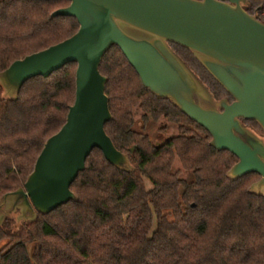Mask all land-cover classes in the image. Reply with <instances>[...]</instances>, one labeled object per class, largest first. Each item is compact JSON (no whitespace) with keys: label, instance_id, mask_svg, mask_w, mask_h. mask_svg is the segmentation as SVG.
<instances>
[{"label":"trees","instance_id":"16d2710c","mask_svg":"<svg viewBox=\"0 0 264 264\" xmlns=\"http://www.w3.org/2000/svg\"><path fill=\"white\" fill-rule=\"evenodd\" d=\"M69 5L0 0V73L75 35V19L51 18ZM243 8L264 23V0H246ZM170 47L215 99L233 101L189 50ZM76 69L70 64L29 80L17 100L3 98L0 86V200L24 186L45 142L64 126L76 98ZM99 71L112 114L105 131L132 171L94 149L71 186L77 201L33 222L3 221L0 264H264V196L250 191L260 176L230 179L237 158L211 147L207 131L144 88L118 47ZM161 119L177 125L179 135L155 146L146 130ZM242 123L262 132L255 121Z\"/></svg>","mask_w":264,"mask_h":264},{"label":"water","instance_id":"95a60500","mask_svg":"<svg viewBox=\"0 0 264 264\" xmlns=\"http://www.w3.org/2000/svg\"><path fill=\"white\" fill-rule=\"evenodd\" d=\"M68 1L70 5L51 18L75 19L78 32L0 73L3 98L17 100L29 80L77 65L76 98L66 122L45 142L24 186L1 198L0 225L8 217L17 226L33 222L38 215L77 201L71 186L94 149L110 165L132 171L129 156L116 149L105 131L112 114L105 94L107 78L99 69L114 46L144 88L171 101L207 131L211 147L237 158L228 177L235 181L259 175L250 191L264 196V142L242 123L255 121L264 131V23L245 11L246 0ZM170 44L189 50L233 101L217 102Z\"/></svg>","mask_w":264,"mask_h":264},{"label":"rangeland","instance_id":"374dc122","mask_svg":"<svg viewBox=\"0 0 264 264\" xmlns=\"http://www.w3.org/2000/svg\"><path fill=\"white\" fill-rule=\"evenodd\" d=\"M205 88L209 91V89L206 86H205ZM8 95H9V90L7 88H5L4 96L8 97ZM223 99H225V98H223ZM215 100L218 102L222 99H215ZM141 116H142V112H140V111L135 112V118L137 120V130H139V128H140ZM245 127H247V126H245ZM247 128L250 129L257 137H259L264 142V131L262 129H261L262 130V132H261V131H257L256 129H253L251 127H247ZM146 132L150 137L151 143L155 146L161 145L165 141H167L168 139L173 138V137H177L179 135L178 126L173 124V123H170L169 121H167L165 119H161L157 123H151L150 122L148 124ZM175 169L180 170L183 173V177H186L187 174L183 172L181 165L178 161H176V163H175ZM147 184H148L147 185L148 189H150L151 185L148 182H147Z\"/></svg>","mask_w":264,"mask_h":264}]
</instances>
